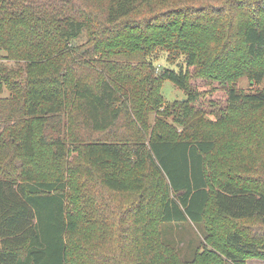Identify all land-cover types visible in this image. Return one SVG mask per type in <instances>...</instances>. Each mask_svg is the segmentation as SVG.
<instances>
[{
    "label": "trees",
    "instance_id": "1",
    "mask_svg": "<svg viewBox=\"0 0 264 264\" xmlns=\"http://www.w3.org/2000/svg\"><path fill=\"white\" fill-rule=\"evenodd\" d=\"M0 50V264L264 256V0H0Z\"/></svg>",
    "mask_w": 264,
    "mask_h": 264
},
{
    "label": "rangeland",
    "instance_id": "2",
    "mask_svg": "<svg viewBox=\"0 0 264 264\" xmlns=\"http://www.w3.org/2000/svg\"><path fill=\"white\" fill-rule=\"evenodd\" d=\"M86 39L85 33L80 36L79 39H77L78 42H84ZM0 55H3L2 50H0ZM167 61H165L164 58H159L156 60V66L158 68L157 71L161 70L164 66L169 65ZM0 65H5L7 67H14L15 63L11 61L1 60L0 58ZM192 86L193 88H196L197 91L202 94V98L206 104L210 103L212 100L215 102H223L225 100V92L222 87L213 84L210 81L203 80L200 78L193 79ZM160 92L163 96V99L165 102H172L175 100H181L183 99L185 95V91L182 90L180 87L175 85L173 82H171L168 79H163L160 83ZM235 88L241 92H248L252 91L254 88H256L255 85H253V80H249L247 77H241L238 82L235 85ZM8 92H5L4 95H7ZM38 155L40 158V163L42 164L44 160L46 159V153L45 149H38ZM245 264H264V256L254 255L249 256L245 258Z\"/></svg>",
    "mask_w": 264,
    "mask_h": 264
}]
</instances>
